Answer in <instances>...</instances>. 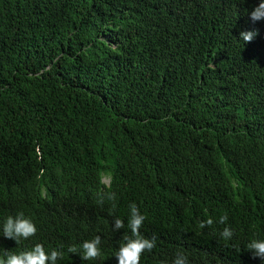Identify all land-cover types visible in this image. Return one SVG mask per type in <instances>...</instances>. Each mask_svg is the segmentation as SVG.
<instances>
[{
  "label": "trees",
  "instance_id": "16d2710c",
  "mask_svg": "<svg viewBox=\"0 0 264 264\" xmlns=\"http://www.w3.org/2000/svg\"><path fill=\"white\" fill-rule=\"evenodd\" d=\"M260 2L0 0V257L41 243L118 264L135 202L157 241L141 264H264L246 250L264 239ZM20 212L38 231L17 244L2 229ZM96 235L98 259L67 251Z\"/></svg>",
  "mask_w": 264,
  "mask_h": 264
},
{
  "label": "clouds",
  "instance_id": "9594fccd",
  "mask_svg": "<svg viewBox=\"0 0 264 264\" xmlns=\"http://www.w3.org/2000/svg\"><path fill=\"white\" fill-rule=\"evenodd\" d=\"M250 18L253 22L264 20V0L256 6L250 13ZM258 35V30H246L240 33V40L244 43L251 42ZM108 180L109 178L106 177ZM105 178V179H106ZM105 181V180H104ZM109 182V181H108ZM106 182V183H108ZM116 194L108 192L100 201L101 205L105 200L114 201ZM130 212L127 217V228L130 230V235L123 236L124 243L119 246L115 256L118 259V264H141V258L144 253H151L156 247V237L147 238L141 234L140 229L143 227L146 216L141 214L135 202L129 205ZM110 215H113V210L110 209ZM228 216L221 215L218 221L213 218L202 221L200 228L212 227L214 223L225 224ZM113 228L115 231L125 228L124 219L114 216ZM3 236L8 239H14L17 244L21 239L28 240L36 235L38 229L34 221L30 217H26L23 212L16 216H8L3 223ZM220 237L225 241H230L234 236V230L231 227H224L219 233ZM101 236L96 235L93 239L85 240L80 247L75 244L68 246L69 253H78L84 261H94L101 256ZM63 248V245H61ZM246 250L252 252L254 257H260L264 260V239H253L246 245ZM6 257V258H5ZM63 258V252L53 249L50 253L46 251L41 243H36L31 250L22 251L19 254L5 252L4 257H0V264H57L58 259ZM172 264H188V258L182 252H178L172 260Z\"/></svg>",
  "mask_w": 264,
  "mask_h": 264
},
{
  "label": "rangeland",
  "instance_id": "374dc122",
  "mask_svg": "<svg viewBox=\"0 0 264 264\" xmlns=\"http://www.w3.org/2000/svg\"><path fill=\"white\" fill-rule=\"evenodd\" d=\"M105 180V182H108L109 180L106 178V179H104Z\"/></svg>",
  "mask_w": 264,
  "mask_h": 264
}]
</instances>
